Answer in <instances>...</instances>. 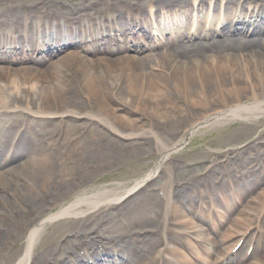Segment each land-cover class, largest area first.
Masks as SVG:
<instances>
[{
	"label": "bare ground",
	"instance_id": "6f19581e",
	"mask_svg": "<svg viewBox=\"0 0 264 264\" xmlns=\"http://www.w3.org/2000/svg\"><path fill=\"white\" fill-rule=\"evenodd\" d=\"M196 1L199 2L201 7L195 11V19L185 20L184 25H182V21L186 19V16H188L187 18L191 17L190 10H188L189 3L195 4ZM225 1L228 5L221 7L220 0H213V3H210L209 0H191L190 2L189 0H157V5L154 6L156 9L154 14L147 10L132 11L128 15L120 16L118 21L123 22L124 17L135 18L137 23H140L139 26L142 27L146 20L160 19L161 21H171L182 30H186L187 27L191 29V26L196 23L197 30H201L203 34L207 33L206 31L213 30L219 36H222L224 24L227 25L226 28L232 31L233 28L230 26L231 13H236L231 4L234 0ZM124 5L122 9L125 8ZM229 5L230 7H228ZM0 14L4 15V12ZM208 16H210L209 29L207 28ZM238 16L240 19L243 18V15L240 16L239 14ZM252 16V14H249V17ZM137 17H141L142 22H139ZM182 17L184 18L181 19ZM11 22L16 24L14 21ZM130 23H133V19ZM218 25L220 26L218 27ZM237 28L240 30H237ZM14 29L18 28L14 27ZM33 29V27L30 29L23 27L21 30L27 32L25 33L26 38L31 39L32 34L28 32L33 31ZM234 30V33L237 34L234 40L236 43L251 44L246 48L256 49L254 41L245 43L246 41L242 39V36L253 32L252 25L238 23ZM241 30L244 32H241ZM258 32L261 31L258 30ZM177 41L175 40V43ZM60 48V43L54 47L56 52H59ZM258 49L264 51V44L259 46ZM252 53L248 52V55L241 58H207L202 60L201 64L195 62L186 66L176 63L174 59L150 58L152 59V66L156 70L155 72L142 69L141 66L139 67L140 63L136 65L133 57L129 55L118 58L116 55L109 54L107 58L87 60L74 53L62 56L57 61H50L46 58L39 60L38 64L44 66L39 67L38 65L36 68L32 67V63L15 62L13 60L11 61L15 63L13 65L0 64V113L21 109L32 115L75 117L78 125L69 126V120H64L66 138L78 136L80 126H86L88 122L93 123V127L97 123L104 127L107 132L122 136L126 140L150 138L154 150L159 156L155 169L163 171L164 186L167 191L170 189L171 184L166 175V170L170 167L166 163V156L171 151L179 148L181 143L173 144L169 142L157 133L158 126L167 125L174 129L176 125H180L182 126L181 132H185L183 137L186 139L199 128L212 124L227 121L252 122L258 118L264 120V54ZM70 60H76L77 82L72 81L74 78H71L73 77L71 76L73 71H70L68 67ZM117 82H121L119 88L116 86ZM170 84L173 88L171 94L177 97L176 101L167 98L163 92V89L169 87ZM5 85L8 86V89L5 88ZM75 90L87 99L86 103H80L78 107L74 103L68 102L69 100L66 98V93ZM113 93L116 99L110 97V94ZM72 100L78 99L75 97ZM121 106H124L125 111L117 114L116 110H120ZM187 109H192V112L195 111L190 114L194 118L192 121L183 119L187 118L186 115L189 113H187ZM140 112L146 115L145 119H142ZM177 117H180V124L175 122ZM17 118L16 115L12 114L10 118H7L6 126L22 127L21 122L24 123L28 119L26 116H21V121ZM256 124H260L259 120ZM32 126L35 125L32 124ZM51 127L53 133L55 126L52 125ZM30 130L35 131L32 127H30ZM44 133L46 134V131ZM173 133L177 132L173 131ZM5 140H11L9 134L5 136ZM19 142L24 143L28 148L27 152H22L18 156L19 166L16 168L7 165H1L3 168L0 166V203H2L0 213L4 212V208L6 209L11 205L22 213L27 212L28 205L43 207L40 203H45V193L49 195L48 191L59 194V198L54 199L53 205L57 204L59 199L62 200L64 197L73 194V189L67 186L69 180L67 177L68 169L65 172L60 171L57 178H54L50 168L53 166L54 170H59V165L52 163L51 155L45 151L40 142L36 140L34 142L36 146H33L28 138H22ZM50 143H53V141L51 140ZM176 144L178 145L176 146ZM76 146L73 147L72 157L75 156ZM255 150L257 151L256 154L263 153L259 147H255ZM251 151L252 149L249 147L247 153L241 152L240 155L244 158H246V155L252 156ZM253 156L255 157L254 154ZM104 159L105 157L99 158L96 155H91L79 157L77 162L80 168H84L85 164L90 161L103 164ZM228 160L225 159L223 162L239 164L245 170V174L241 177H238V174L235 176L234 183L230 181V177L234 178L232 171H230L228 175H224V180L219 187L222 192L219 193L221 197H218L217 201L224 211L221 219L227 224H231L232 230H227L223 228L222 224L214 222L212 232L223 237L222 244L215 245L211 242L219 256L213 258L209 251L204 255L196 253L197 262L186 259L181 251L182 244L172 240L170 242L172 245L170 256L177 264H232L231 259L223 258L231 244H223L230 237L241 234L252 219L245 215L242 212L243 210L236 208L230 196H235L241 202H244L250 212H257L264 206V175L261 177L264 173V163H259V160L256 166H252L251 164L257 160L256 157L251 162L246 160L242 162L235 157ZM61 161V166H63L66 159H61ZM232 184L235 185L232 186ZM39 188L44 189V194H38ZM186 196L191 197L189 194ZM181 197H184V195H181ZM121 199L112 190L105 189L83 196H76L73 202L65 207H58L55 212H50L51 208L44 206L42 209L48 211L45 220L40 217V210L37 211L39 213L36 214L37 217L27 213V217L24 218L25 224L22 225L24 231L20 229L18 233L25 238L26 248L23 253L19 254L21 258L18 257L14 263H11L14 255L9 257V264H29L38 245L52 241L60 233L63 235L64 229L73 233L72 230L68 229H76L86 220H92L93 214L103 210V206L109 201L118 202ZM34 203L37 204L34 205ZM101 207L103 208L99 211L98 209ZM148 210L149 214L155 211L154 208ZM187 210L190 211V214H187ZM262 213L264 214V210ZM196 214L195 207L190 202L187 204L186 209H181L178 204L172 207L174 226L171 227V230L176 238L179 234L181 240L187 243L186 247L189 249L195 248L192 240H196L204 247L201 240L208 238L204 209H200L198 217H196ZM82 218L85 219L83 222L80 221ZM52 220L57 221L59 227L54 229L44 241L40 242L39 239L46 224ZM147 221H150V217L147 218ZM30 222H33V224L30 225ZM0 226L5 227V230L7 226L11 230H16L15 225L10 226L2 220H0ZM260 226L262 246L260 255L252 254L251 260H249L245 259L244 256L242 257L243 254H241L236 264H255L256 262L264 264L263 217ZM131 237L121 242L125 249L140 243L138 239ZM7 241L12 242L10 238H6L5 234L1 233L0 245L6 244ZM48 250L49 248H47ZM126 256L120 257L118 264H135V262L128 261L127 258L130 259L129 255ZM32 264H37V262Z\"/></svg>",
	"mask_w": 264,
	"mask_h": 264
},
{
	"label": "rangeland",
	"instance_id": "374dc122",
	"mask_svg": "<svg viewBox=\"0 0 264 264\" xmlns=\"http://www.w3.org/2000/svg\"><path fill=\"white\" fill-rule=\"evenodd\" d=\"M21 2V5H33V3L38 1H43L44 4H47V0H27ZM30 1V2H28ZM55 1V0H54ZM65 4H72L73 0H62ZM143 1V0H142ZM33 2V3H32ZM18 4L16 0H0V10L10 7H15ZM168 128V127H167ZM222 129L216 130V128H210L205 131L198 132L197 135L193 137L190 144L187 147L186 157L195 161L199 157H203L204 155L208 157L209 155H213L216 152H222L230 148H234L235 146H243L245 144H254L258 142V138L264 132V125L259 128L256 126L249 125L247 127L244 126L241 122H233L223 124ZM210 130H216L214 132L208 133ZM202 132V133H201ZM201 133V134H200ZM208 133V134H207ZM205 146V147H204ZM214 149V152L208 153L207 148ZM12 166H16L15 163H12ZM136 207V204H133ZM132 206V205H131ZM128 210V209H127ZM125 210L123 212V217L128 218V220L133 225L132 220L128 216V212ZM134 226V225H133ZM17 243V242H16ZM5 258L7 254L1 255Z\"/></svg>",
	"mask_w": 264,
	"mask_h": 264
}]
</instances>
